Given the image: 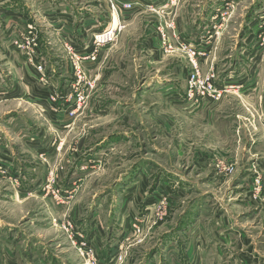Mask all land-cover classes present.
<instances>
[{"label":"rangeland","instance_id":"1","mask_svg":"<svg viewBox=\"0 0 264 264\" xmlns=\"http://www.w3.org/2000/svg\"><path fill=\"white\" fill-rule=\"evenodd\" d=\"M120 245L264 264V0H0V264Z\"/></svg>","mask_w":264,"mask_h":264},{"label":"built area","instance_id":"2","mask_svg":"<svg viewBox=\"0 0 264 264\" xmlns=\"http://www.w3.org/2000/svg\"><path fill=\"white\" fill-rule=\"evenodd\" d=\"M123 8L126 10V12H131L134 8V4L131 2H127L126 4L123 5ZM118 26H112V28L110 30H108V32H106L105 34V38H109V39H115L118 33ZM114 28V29H113ZM102 39V40H103ZM100 36L98 38L99 43L102 42ZM98 44V43H97ZM195 55V53H193ZM191 80H197L196 75H192L190 77ZM83 99L82 95L79 94L78 95V101L80 103V101ZM257 184H260L259 181H257ZM131 231L133 232V236L134 237H139L142 235V223L140 221H135V224L133 225ZM80 239V238H79ZM130 239H123L121 243H125ZM83 245L81 244V247L84 246L86 247V250H90L91 248L89 247L88 243L86 244L85 241H82ZM123 246L120 245L119 248L117 249V251H114V254L112 253L111 255V259H110V263L109 264H123L124 263V250H123ZM87 256L89 258V261H91V264H103L101 263L100 259H99V255L96 253H94L93 251H90L87 253ZM91 258V259H90Z\"/></svg>","mask_w":264,"mask_h":264},{"label":"crops","instance_id":"3","mask_svg":"<svg viewBox=\"0 0 264 264\" xmlns=\"http://www.w3.org/2000/svg\"><path fill=\"white\" fill-rule=\"evenodd\" d=\"M128 1H130V0H128ZM141 1H144V0H141ZM3 13V12H2ZM4 13H6L5 11H4ZM130 13V12H129ZM2 17V16H1ZM227 83V82H226ZM159 84H164V83H159ZM168 193H170L171 194V192H168ZM182 193V191H179L178 192V194H181ZM20 194L23 196L24 194H26V191H25V189H23V190H21L20 191ZM220 210V209H219ZM200 213V212H199ZM216 218H217V220L220 222V224H223L222 225V227H224L223 229H225L227 232L229 231V222H228V218H226V217H224V213H220L219 215H217L216 216ZM169 224V223H168ZM168 228H169V226H168ZM236 235H238L240 238H243L244 239V235H245V233H241V234H239L237 231L236 232H234ZM217 235V234H216ZM104 236H101L100 234H94L93 232H92V235H90L89 236V242H90V244H92L93 246H94V248L95 247H97V250L99 251V252H102V249H104V238H103ZM228 237H229V235L228 234H225V235H223V236H221V238H220V243H221V245L222 244H226L227 242H228ZM243 243V242H242ZM246 243H247V245H248V243H249V241L247 240L246 241ZM226 245H228V244H226ZM92 246V247H93ZM227 256H229V253H227L226 254ZM110 258H111V255H110ZM238 258L241 260V262H247V263H250V264H253L252 263V261L254 260L253 258V256H251V251L250 252H247V253H245V252H243L242 254H240L239 256H238ZM222 259V258H221ZM202 260V259H201ZM258 262L260 261L259 259L257 260ZM257 261H255V262H257ZM254 262V263H255Z\"/></svg>","mask_w":264,"mask_h":264}]
</instances>
